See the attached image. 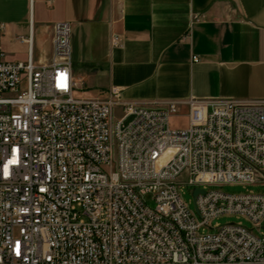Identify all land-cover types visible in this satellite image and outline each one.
I'll return each instance as SVG.
<instances>
[{
  "label": "built area",
  "instance_id": "2783aa9c",
  "mask_svg": "<svg viewBox=\"0 0 264 264\" xmlns=\"http://www.w3.org/2000/svg\"><path fill=\"white\" fill-rule=\"evenodd\" d=\"M3 32L0 264H264V194L208 189L264 185V100H191L188 126L173 128L178 102L148 108L117 88L81 95L68 23L53 26L46 64L32 33L27 61H8ZM224 215L254 229L204 233Z\"/></svg>",
  "mask_w": 264,
  "mask_h": 264
},
{
  "label": "crops",
  "instance_id": "0c3cea01",
  "mask_svg": "<svg viewBox=\"0 0 264 264\" xmlns=\"http://www.w3.org/2000/svg\"><path fill=\"white\" fill-rule=\"evenodd\" d=\"M60 22L81 28L83 62L107 95L181 111L191 100H264V0H0L6 59L26 62L38 32L36 64L48 63Z\"/></svg>",
  "mask_w": 264,
  "mask_h": 264
},
{
  "label": "rangeland",
  "instance_id": "374dc122",
  "mask_svg": "<svg viewBox=\"0 0 264 264\" xmlns=\"http://www.w3.org/2000/svg\"><path fill=\"white\" fill-rule=\"evenodd\" d=\"M81 28H72L71 33V47L76 52L72 54V62H73V70L75 72L76 78L78 81H81L85 84V89L82 93L83 96L87 97H99L104 98L107 96V92L102 86L96 81L94 77V70L91 66L83 62L82 48L84 46L83 38L81 35ZM43 39L39 37V33L37 32L36 38L34 41L35 47V62L38 63L40 55L43 54L41 49ZM48 43H46L47 45ZM22 88H26V80H22ZM121 109L119 107L115 108V116L116 118L121 117ZM171 126L173 128H186L188 126V111L186 109L180 111L177 115L172 117ZM208 189L221 191L225 194H264V185L263 184H233V185H225V186H213ZM181 196L184 202L189 206L191 211L196 212L195 203H194V195L193 188L188 185H182L181 187ZM147 204L150 207L155 206V202L151 194L145 197ZM237 225L241 224L247 229H254V225L252 222L247 220L244 217L236 216V215H224L221 216L211 222V229H206L204 233H213L214 227L217 226H225V225Z\"/></svg>",
  "mask_w": 264,
  "mask_h": 264
},
{
  "label": "water",
  "instance_id": "95a60500",
  "mask_svg": "<svg viewBox=\"0 0 264 264\" xmlns=\"http://www.w3.org/2000/svg\"><path fill=\"white\" fill-rule=\"evenodd\" d=\"M198 193H203V191L199 190L198 188L195 189V195L198 194Z\"/></svg>",
  "mask_w": 264,
  "mask_h": 264
}]
</instances>
